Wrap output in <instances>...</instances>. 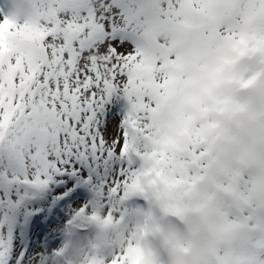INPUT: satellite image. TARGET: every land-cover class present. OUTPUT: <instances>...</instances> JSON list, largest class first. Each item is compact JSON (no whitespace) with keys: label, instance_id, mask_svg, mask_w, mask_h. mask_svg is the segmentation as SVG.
<instances>
[{"label":"snow or ice","instance_id":"6c2138e0","mask_svg":"<svg viewBox=\"0 0 264 264\" xmlns=\"http://www.w3.org/2000/svg\"><path fill=\"white\" fill-rule=\"evenodd\" d=\"M30 2L0 10V264H73L92 205L91 264H264V0Z\"/></svg>","mask_w":264,"mask_h":264},{"label":"clouds","instance_id":"9594fccd","mask_svg":"<svg viewBox=\"0 0 264 264\" xmlns=\"http://www.w3.org/2000/svg\"><path fill=\"white\" fill-rule=\"evenodd\" d=\"M7 11L8 13H16L19 15L20 21H35L36 12L34 10V5L30 2V0H6ZM156 9L151 13L152 20L154 24H160V16L158 13L159 5H155ZM222 15H228L222 13ZM193 18L195 14H192ZM137 44L142 48L146 55L152 56L155 55L159 51V45L157 40L152 35H145L143 33L134 37ZM139 198V193H131L128 201ZM106 215L99 214L97 220L90 221V225L93 229V238L88 244V250L84 254V258L81 261V264H91L92 260H103L105 255L108 252V248L106 247V242L111 238V235L114 232L115 226L112 224H105ZM177 219L174 217H168L166 223L171 224L173 227L180 229L183 231V225L181 223L176 222ZM143 222V217L137 214H130L125 218V223H137ZM208 234H201L198 239L203 242L208 239ZM171 259V257H168Z\"/></svg>","mask_w":264,"mask_h":264},{"label":"rangeland","instance_id":"374dc122","mask_svg":"<svg viewBox=\"0 0 264 264\" xmlns=\"http://www.w3.org/2000/svg\"><path fill=\"white\" fill-rule=\"evenodd\" d=\"M0 10L3 11V15H8L7 11V5H6V0H0ZM3 15H0V19H3ZM119 113V110H117ZM113 124L116 123V119L113 120ZM135 199L131 201H127L123 205H118V207L123 210L127 208L128 210H134V209H139L143 211L148 210V205L147 203L142 200V204H136L134 202ZM107 205L101 208H97L95 205H92L89 209V212L87 213L88 215L92 214L93 211L98 212L101 215H106L107 214ZM177 223H180L179 220L177 219ZM93 229L90 225V222H85L83 223L80 227L74 229L71 234H64L61 235L58 240L60 245L58 248L64 247L65 244H69L70 247L68 248V254L69 257L72 259L73 264H81V261L84 258V254L88 250V244L93 238ZM157 250L161 254V259L162 261H166L167 257L166 254L163 253L161 247L157 245ZM63 264V262H62Z\"/></svg>","mask_w":264,"mask_h":264},{"label":"bare ground","instance_id":"6f19581e","mask_svg":"<svg viewBox=\"0 0 264 264\" xmlns=\"http://www.w3.org/2000/svg\"><path fill=\"white\" fill-rule=\"evenodd\" d=\"M60 245V243H58V246Z\"/></svg>","mask_w":264,"mask_h":264}]
</instances>
